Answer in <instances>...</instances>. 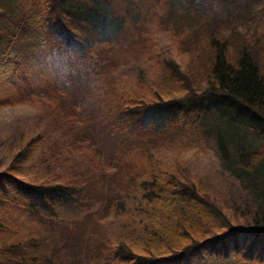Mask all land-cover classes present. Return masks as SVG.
Instances as JSON below:
<instances>
[{
  "label": "trees",
  "instance_id": "obj_1",
  "mask_svg": "<svg viewBox=\"0 0 264 264\" xmlns=\"http://www.w3.org/2000/svg\"><path fill=\"white\" fill-rule=\"evenodd\" d=\"M176 1L184 15H190L187 3L200 6L194 17H202L215 2L237 20L257 0ZM21 2L0 0V82L53 105L50 119L63 131L41 160L45 174L38 181L23 174L36 146L31 135L13 145L10 163L0 171V264H61L64 251L51 238L55 228L64 239V224L86 219L99 236L91 247L93 264H264V33L251 30L253 20L242 21L240 36L216 25L192 32L181 47L185 62L157 53L156 69L147 71L151 80L143 76L123 89L117 74L99 79V97L90 102V68L97 64L88 60L96 45L125 34V0ZM247 11L253 14L251 7ZM52 41L74 58L75 75L65 81L85 93L90 109L89 119L82 117L84 129L77 115L83 107L63 98V82L38 88L29 77L30 53ZM45 56L50 71L62 75L63 68ZM81 76L84 90L77 85ZM11 101L0 96V107ZM89 128L97 140L86 143ZM175 131L216 147L217 177L210 171L192 176L178 158L168 157ZM247 136L259 141L245 147ZM98 139L115 149L118 179L102 189L64 181V150L94 155ZM23 214L48 222L49 237L25 232L18 223Z\"/></svg>",
  "mask_w": 264,
  "mask_h": 264
},
{
  "label": "rangeland",
  "instance_id": "obj_2",
  "mask_svg": "<svg viewBox=\"0 0 264 264\" xmlns=\"http://www.w3.org/2000/svg\"><path fill=\"white\" fill-rule=\"evenodd\" d=\"M13 1L22 4V0ZM125 3L123 8H126L129 13L128 17H125V34L120 35L118 41L109 45H96L93 48L94 59L89 58L88 60V62L94 61L92 64H97L94 69L90 68V73H95L94 81L89 82L91 85L89 99H92L90 102L99 97L97 95L99 92L97 86L101 83L99 79H102L104 83L110 81L112 76L117 74L123 89L131 88L133 84L136 86V80L142 79L143 76L145 79L151 80L147 71L152 65H154L153 71L156 69L153 60L157 53H162L164 58L172 56L176 63L185 62L187 54L182 48L192 32L202 34V30L216 25L224 31L227 30L226 34L230 37L240 36L239 34L243 32L242 21L250 17L253 20L251 30H256L259 36L264 33V0H257L249 6L253 14L247 11L249 8L245 11L242 9L240 13L244 12L243 16L237 20L234 17L228 19L227 12L220 13V6L215 2L211 3L212 10L207 8V12L202 11L204 13L202 17H194L196 6L188 3L186 5L191 7L189 8L190 15H184L182 3H178L176 0H170L168 3L166 0H125ZM196 8L199 10L200 6ZM4 10L8 11V7H5ZM234 23L235 28H229V25L232 26ZM255 37L258 38L256 35ZM44 47V49L42 47L37 48L36 51L30 53L29 61L34 65L27 69L32 83L38 88H45L47 82L52 80L49 74L53 71L48 68L43 54L52 48H56V45L52 41ZM142 69L145 71L144 75ZM82 78L83 76L77 85H81V90H84L81 83ZM19 84L23 86L24 82L20 81ZM62 84H64V88H60V90L63 98L69 101L71 105L78 102L83 107V110H79L77 115L82 125H79V128L84 129L83 118L89 119L87 109H90L89 104L84 103L85 93L73 91L70 86L74 83L70 85V82L66 83L64 80ZM27 94L19 96L13 86L0 82L1 98L14 101L11 105L6 104L0 107V171L10 163L11 154L15 150L13 145L19 144L22 135H31V137L36 138V146L23 174L30 181H38L45 174V172H41L45 167V162L41 160L44 158L47 160L48 152L53 150L52 145H55V138L58 139L57 137L62 134L63 126L54 124L50 119L53 105ZM98 105L99 103H93V106L98 107ZM63 115L61 113V118H64ZM239 132L240 138L245 135L242 131ZM92 133H94L93 129L89 128L86 137L83 138L86 143L97 140L96 136H90ZM169 141L167 145L168 157L178 158L192 176L200 175L205 171H210V175L216 176V170L219 168L216 147L208 143H201L195 138L192 139L182 131L172 133ZM257 141L259 140H254L250 136L242 139L245 147L254 145ZM97 144L96 149L92 150L94 155L85 153L84 156L74 147L69 152L64 150L60 165H63L64 172L61 177L64 181H71V184L77 188H89L91 186L92 189H102V187L108 186L111 178L112 180L115 179L114 182L118 179L114 165L115 160L111 155L115 149L108 142L100 139H98ZM105 169L108 170L105 171ZM19 218L18 223L22 224L21 228L26 229L25 232L31 231L30 233L37 236L49 237L50 226L48 222L39 221L35 216L32 217L28 214H23ZM81 222L72 221L64 224L63 226L68 230L64 239V234H59L57 228L51 236L54 241L53 245L59 246L60 250L67 254L63 252V255L58 256L61 264H93L95 248L92 250L91 247L99 237L97 235L98 230L97 228L95 230L89 219ZM99 226L101 227V225Z\"/></svg>",
  "mask_w": 264,
  "mask_h": 264
},
{
  "label": "clouds",
  "instance_id": "obj_3",
  "mask_svg": "<svg viewBox=\"0 0 264 264\" xmlns=\"http://www.w3.org/2000/svg\"><path fill=\"white\" fill-rule=\"evenodd\" d=\"M46 60H51L54 64L60 65L63 68V74L58 71L50 73V77L54 82L61 83L65 79H68L75 75L74 58L68 51L52 48L46 51Z\"/></svg>",
  "mask_w": 264,
  "mask_h": 264
}]
</instances>
